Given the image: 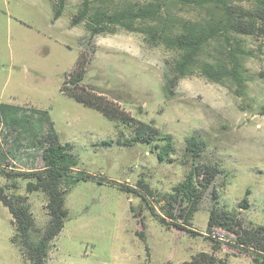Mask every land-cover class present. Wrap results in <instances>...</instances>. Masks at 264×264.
<instances>
[{"label":"rangeland","instance_id":"374dc122","mask_svg":"<svg viewBox=\"0 0 264 264\" xmlns=\"http://www.w3.org/2000/svg\"><path fill=\"white\" fill-rule=\"evenodd\" d=\"M146 1L96 2L104 9L116 10ZM52 2L0 0V103L17 106L10 110V117L0 110V146L7 152L14 137L21 148L31 140L15 131L11 117L30 114L34 118L38 113L31 109L46 111L58 140L73 145L78 168L137 188L147 203L113 186L78 182L65 195L68 217L51 242L46 264H180L199 251H210L211 241L205 236L213 201L209 191H203L198 210L186 222L177 215L179 204L169 197L189 169L185 140L192 134L205 143L197 164H216L223 170L215 179L218 207L236 212L249 189V207L240 216L247 227L264 225V115L259 113L264 105V37H230L232 47L245 52L238 55L245 76L242 94L236 93L228 78L218 83L195 70L181 78L174 94L166 97L163 69L176 57V51L163 45L149 46L139 33L120 26L90 39L86 20L72 24L82 0H65L55 21L51 20ZM236 4L252 6L250 1ZM173 12L183 19L202 15L180 6ZM231 45L211 40L201 51L199 62L223 59ZM81 51L88 60L82 83L115 102L135 123L110 121L60 89ZM139 122L172 137L170 160L157 157L161 141L146 144L132 140ZM41 164L39 153L34 164L16 162L18 169L26 171ZM25 183L18 178L15 190L27 195L36 228L43 229L48 220L46 197L41 191L26 192ZM150 206L159 217L152 215ZM140 218L145 223L143 229ZM141 230L144 241L137 235ZM217 232L228 236L219 239L224 248L221 255L228 264H251V246L223 230ZM13 234L11 214L0 202V264H24ZM237 253L249 257L232 256Z\"/></svg>","mask_w":264,"mask_h":264},{"label":"trees","instance_id":"16d2710c","mask_svg":"<svg viewBox=\"0 0 264 264\" xmlns=\"http://www.w3.org/2000/svg\"><path fill=\"white\" fill-rule=\"evenodd\" d=\"M96 1L82 0L78 16L72 20V24L86 20L85 27L90 39L99 33L113 32L116 26H120L127 31L139 33L142 41L149 46L163 45L176 51V57L166 63L163 69L162 90L166 97L174 94L173 90L181 78L191 75L195 70L208 80L218 83L228 78L236 86V93L242 94L245 76L241 71L238 55L245 52L242 49L236 51L230 44V37L232 34L264 37V0H148L141 4L125 5L116 10L104 9ZM243 1H250L252 6L236 4ZM64 3L65 0H53L52 21L60 17ZM177 6L191 8L202 15L198 18H180L173 12V8ZM214 39H220L232 48L223 59L199 62L201 51ZM87 63L88 60L81 51L74 68L65 75L60 89L74 100L99 110L110 121L119 120L128 125H131V121L135 123L136 121L115 102L82 83ZM0 107L2 113L8 117L13 114L10 110H17V106L3 103H0ZM30 112L38 113V116L31 118L28 114L21 118L11 117L13 122H16L13 126L15 131L31 138L28 144L21 148L18 138L14 137L15 143L13 146H6L7 152L0 146V178L5 180V183L0 184V202L11 214L14 228L12 240L18 247L24 264H46L51 242L61 232L68 217L65 195L78 182L106 184L140 196L146 203L147 200L135 187L78 168L79 161L73 152V145L58 140L47 112L34 109ZM259 113L264 115V105L260 107ZM136 128L138 132L133 141L151 144L157 139L162 142L157 153L158 159H169L168 156L173 153V139L169 134H163L142 122H139ZM204 145V141L196 135L192 134L186 138L184 154L189 159V169L182 181L172 188L173 193L169 197L179 204L180 211L177 215L186 222L198 210L203 191H209L213 201L205 236L211 241V250L199 251L180 264H226L215 253L222 248L219 239L228 236L217 234V230H223L227 235L232 234L251 246V264H264V225L247 227L240 216V212L249 207L247 196L250 190H245L236 212L219 208L215 179L223 170L216 164H197ZM37 153L41 157V166L27 171L17 168V161L34 164ZM202 167L204 168L201 170ZM18 178L26 180V192L41 191L46 197L48 220L43 229L36 228L27 195L15 190V181ZM150 209L153 216L159 217L153 207L150 206ZM130 210L133 211L132 206ZM167 215L171 216L172 213L167 212ZM160 219L164 220L162 217ZM139 223L143 229L145 223L142 218ZM137 235L144 241L142 230L137 232ZM144 247L148 256V246Z\"/></svg>","mask_w":264,"mask_h":264},{"label":"crops","instance_id":"0c3cea01","mask_svg":"<svg viewBox=\"0 0 264 264\" xmlns=\"http://www.w3.org/2000/svg\"><path fill=\"white\" fill-rule=\"evenodd\" d=\"M224 250V248L222 247L221 248V250H219V251H217L216 253H215V255L218 257V258H222V259H224V256L223 255H221V251H223ZM245 254H243V253H237L236 255H232V256H234V257H239V256H244ZM245 256H247V255H245ZM247 257H249V256H247ZM224 261H225V259H224ZM225 263L226 264H228V262H226L225 261Z\"/></svg>","mask_w":264,"mask_h":264},{"label":"built area","instance_id":"2783aa9c","mask_svg":"<svg viewBox=\"0 0 264 264\" xmlns=\"http://www.w3.org/2000/svg\"><path fill=\"white\" fill-rule=\"evenodd\" d=\"M217 234H218V232H217Z\"/></svg>","mask_w":264,"mask_h":264}]
</instances>
